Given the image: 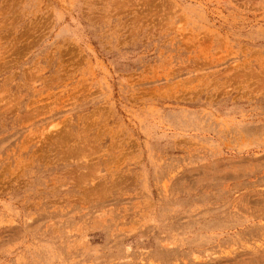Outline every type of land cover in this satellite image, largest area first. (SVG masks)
I'll return each mask as SVG.
<instances>
[{"label": "rangeland", "instance_id": "374dc122", "mask_svg": "<svg viewBox=\"0 0 264 264\" xmlns=\"http://www.w3.org/2000/svg\"><path fill=\"white\" fill-rule=\"evenodd\" d=\"M0 264H264V0H0Z\"/></svg>", "mask_w": 264, "mask_h": 264}]
</instances>
